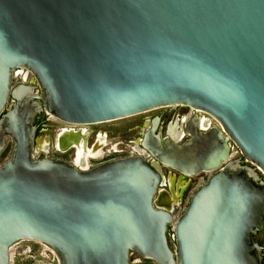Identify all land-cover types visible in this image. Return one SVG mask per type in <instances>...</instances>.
<instances>
[{
  "label": "water",
  "instance_id": "1",
  "mask_svg": "<svg viewBox=\"0 0 264 264\" xmlns=\"http://www.w3.org/2000/svg\"><path fill=\"white\" fill-rule=\"evenodd\" d=\"M175 106L209 116L183 144L152 130L136 157L91 167L85 142L76 163L36 158L43 112L83 126ZM81 138L64 132L58 149ZM10 145L0 264L24 242L58 264H262L264 0H0V158ZM164 168L187 181L179 198L163 195Z\"/></svg>",
  "mask_w": 264,
  "mask_h": 264
},
{
  "label": "flooded vegetation",
  "instance_id": "2",
  "mask_svg": "<svg viewBox=\"0 0 264 264\" xmlns=\"http://www.w3.org/2000/svg\"><path fill=\"white\" fill-rule=\"evenodd\" d=\"M22 77H24V73H20ZM19 74V75H20ZM32 76V75H31ZM28 76L27 85L30 84V81L33 79H29ZM22 84V83H21ZM17 86V85H16ZM15 87V86H14ZM134 123L125 127H120V129H109L107 127H103L104 125L111 123H101L94 125H70L65 124L57 120L58 123L61 124L62 127H59V131L54 140H52L51 133L49 132L50 128H55V124L53 123V117L43 112L39 114L35 120V126L37 128V136H36V146L35 148L40 151V153L48 154L51 150L57 152L59 157L51 156L48 154L45 158H57L66 160L65 156H73L72 160H66L72 163H76L78 150L76 147L68 149L63 152L58 149V136H60L64 132H74L81 134V145H87L88 150H92L93 156L95 158H89V164L91 167L100 165L102 163H106L112 160L128 158V157H136L138 156L137 149L144 150L143 142L146 138V135L149 134L152 130H154V134L156 136H160L162 142L165 139L170 138L172 135H178L181 138V144L185 143L189 138V130L192 127V120L200 119L202 121L208 120L209 116L203 112L195 111L191 108L183 107V106H175V107H166L157 109L154 111H150L141 115H137L134 117ZM129 119V118H126ZM122 119V120H126ZM117 120V121H122ZM112 121V122H117ZM212 127L219 126L218 124L212 121ZM120 132L121 134H126L132 136L131 140L127 143L118 142L113 144L112 134L115 132ZM57 142V143H56ZM90 148V149H89ZM96 149H99L98 153ZM94 151V152H93ZM64 157V158H63ZM233 159H241L244 164L245 160L240 156L238 158ZM93 165V166H92ZM164 172L166 174V178L175 180L174 192L171 191V186L169 181L165 187H163V195L170 197L172 200L174 198H179L182 190L187 186V181L183 182L179 185L178 179L179 175L169 169L164 168ZM203 175V174H201ZM200 176V175H199ZM197 177V176H196ZM195 178V177H194ZM188 179L190 181V185L188 186L184 200L187 199L189 191L193 185V179ZM192 196V195H191ZM255 241L263 247V258H264V230L260 232L257 236L254 237ZM45 256L53 260L55 264H58V259L50 253L48 250ZM137 256V255H136ZM52 257H54L52 259ZM140 258L139 256H137ZM141 259V258H140ZM264 264V259L263 263Z\"/></svg>",
  "mask_w": 264,
  "mask_h": 264
},
{
  "label": "rangeland",
  "instance_id": "3",
  "mask_svg": "<svg viewBox=\"0 0 264 264\" xmlns=\"http://www.w3.org/2000/svg\"><path fill=\"white\" fill-rule=\"evenodd\" d=\"M32 76L30 75L29 79H31ZM23 77L22 75H17L15 80H14V86L19 85L21 83H23ZM13 106V104H11L9 106L8 109H11ZM134 118H129L126 120H122V121H117V122H111L108 123L106 125H104L103 127H107L109 129H120V127H125L128 125H131L134 123ZM214 123L218 124L217 122L213 121ZM53 123L55 124V128H50L49 132L51 133L52 136V140L55 139L58 131H59V127H62L60 123L57 122V119H53ZM115 132V131H114ZM112 143L116 144L118 142H123V143H127L131 140L132 136L130 135H126V134H121L120 132H115L112 134ZM11 145L8 147V149L6 150V152L4 153V155L0 158V165L3 164L5 162V160L9 157L10 152H11ZM49 155L51 156H55V157H61L57 154L56 151L51 150L49 153ZM48 154H44V153H38L36 155L37 159H44L46 156H48ZM241 154L240 152L235 148L232 154V158H238L240 157ZM72 155L71 156H65L66 160H72ZM64 158V157H63ZM93 166V165H92ZM212 174H203L200 176H197L193 179V185L189 191V194L187 196V199L184 200V202L181 205V208L178 210L177 212V216L179 217L185 207L188 204V201L191 197V195L201 186L203 185L207 179L211 176ZM26 249H31L30 252H26ZM48 249L46 247H44L43 245L37 244V243H33V242H24L22 244H20L19 246H17L16 248H14V250H12V264H55L53 262V260H51L50 258H47L45 256V254L47 253ZM50 253H52L50 250H48ZM53 254V253H52ZM54 255V254H53ZM55 256V255H54ZM54 257H52L53 259ZM132 263L133 264H153L150 261H145L143 259L138 258L136 255L132 256Z\"/></svg>",
  "mask_w": 264,
  "mask_h": 264
},
{
  "label": "bare ground",
  "instance_id": "4",
  "mask_svg": "<svg viewBox=\"0 0 264 264\" xmlns=\"http://www.w3.org/2000/svg\"><path fill=\"white\" fill-rule=\"evenodd\" d=\"M58 137H59V136H58ZM81 142H82V141H81ZM56 143H57V142H56ZM80 146H81V149L78 150V155H77V158H76V159H77V160H76L77 162H79V159H80V157H81V155H82L83 147H84L83 145H81V143H80ZM89 149H90V148H89ZM89 151L91 152L92 150H89ZM93 152H94V151H93Z\"/></svg>",
  "mask_w": 264,
  "mask_h": 264
},
{
  "label": "built area",
  "instance_id": "5",
  "mask_svg": "<svg viewBox=\"0 0 264 264\" xmlns=\"http://www.w3.org/2000/svg\"><path fill=\"white\" fill-rule=\"evenodd\" d=\"M15 248H16V247H15ZM13 250H14V249H13ZM27 250H28V252H30L31 249H26V252H27Z\"/></svg>",
  "mask_w": 264,
  "mask_h": 264
}]
</instances>
